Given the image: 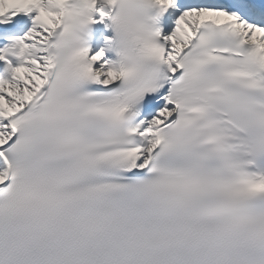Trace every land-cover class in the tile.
Wrapping results in <instances>:
<instances>
[{"label": "snow or ice", "instance_id": "6c2138e0", "mask_svg": "<svg viewBox=\"0 0 264 264\" xmlns=\"http://www.w3.org/2000/svg\"><path fill=\"white\" fill-rule=\"evenodd\" d=\"M21 16L0 264H264V0H0Z\"/></svg>", "mask_w": 264, "mask_h": 264}, {"label": "bare ground", "instance_id": "6f19581e", "mask_svg": "<svg viewBox=\"0 0 264 264\" xmlns=\"http://www.w3.org/2000/svg\"><path fill=\"white\" fill-rule=\"evenodd\" d=\"M28 20H29V18L22 16L20 18V21H18L16 23H11V24L19 27V31L23 32V34H24V32H26L28 30V28L31 27V24L28 23ZM0 26H4V25H0ZM7 26H9V25H7ZM106 35H108V34H106ZM102 43H103V41H101V44L99 45V47L102 46ZM99 47L97 46L95 49H97Z\"/></svg>", "mask_w": 264, "mask_h": 264}]
</instances>
